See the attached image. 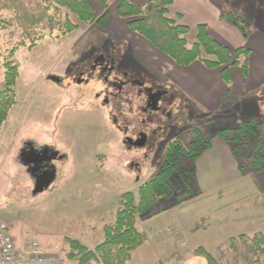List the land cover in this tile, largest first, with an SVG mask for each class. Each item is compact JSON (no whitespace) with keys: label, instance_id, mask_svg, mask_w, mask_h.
Returning <instances> with one entry per match:
<instances>
[{"label":"rangeland","instance_id":"374dc122","mask_svg":"<svg viewBox=\"0 0 264 264\" xmlns=\"http://www.w3.org/2000/svg\"><path fill=\"white\" fill-rule=\"evenodd\" d=\"M235 6L246 17L252 34L264 32V23H254L264 21V0H237ZM73 21L78 29L70 35L59 41L46 39L32 51L22 48L17 53L18 103L0 135V219L11 225L18 242L37 240L45 251L70 264L75 263L67 259V238H78L83 228L99 244L105 226L116 219L121 197L126 193L137 196L141 186L160 172L169 142L181 141L189 147L196 128L204 126L205 135L212 129V125L207 130L208 125L200 123L207 117L202 107L144 69L128 43L114 42L99 27L84 25L74 16ZM263 44L256 41L261 63ZM107 75L111 82L117 78L121 88H136L128 89V99H119L120 107L113 97L115 89L106 83L110 81ZM142 86L146 94L158 95L154 100L157 110L146 112L147 106L141 112V101L147 105L138 95ZM261 87L245 100H234L237 119L229 124L238 126L243 118L264 123ZM3 88L4 70L0 68V90ZM139 136L147 138L143 147L138 145ZM28 150L48 153L53 157L48 160L51 164L53 160L64 163L58 174L52 166L47 169L53 185L40 194L31 178H39L33 174L32 163L19 164L20 152ZM246 172L239 173L241 182L221 193L176 208L178 219L197 218L196 225L210 227L207 233L201 231L188 240L181 225L167 227L164 237L157 234L162 244L147 242L128 264H207L204 257L194 254L199 245L219 256L230 238L264 233V206L257 205L264 190V170ZM67 180L76 185L69 182L58 187ZM58 188L61 190L56 192ZM64 188L67 194L62 192ZM192 190L197 199L198 186ZM247 209L253 211L246 220L242 215ZM144 222L140 221V229L148 232L152 224ZM92 228L102 237L97 240Z\"/></svg>","mask_w":264,"mask_h":264},{"label":"trees","instance_id":"16d2710c","mask_svg":"<svg viewBox=\"0 0 264 264\" xmlns=\"http://www.w3.org/2000/svg\"><path fill=\"white\" fill-rule=\"evenodd\" d=\"M93 1L0 0V68L4 70V88L0 90V135L18 103L20 67L15 58L19 50L32 51L46 39L59 41L75 32L78 25L73 16L84 25L106 30L112 22L110 7L114 0H98L104 7L100 16ZM176 1L151 0L141 6L130 0H120L117 14L126 21L131 32L146 39L176 65L189 67L201 62L209 69H218L227 86L226 95H229L234 83L233 69L239 68L246 78L249 75L251 50L241 47L232 51L212 38L206 25L198 27L197 41L191 45L188 41L191 29L170 15V7ZM228 20L245 38L249 37L251 31L245 19L229 15ZM194 133L195 139L189 147L181 141L169 142L160 172L141 186L137 196L126 193L121 197L115 221L105 226L103 240L95 248L67 238V259L75 264L131 262L148 241L146 232L139 227L140 221L159 217L196 197L192 190L196 185V163L212 149L213 143L205 138L200 128ZM219 137L230 145L241 173L256 174L264 170V123L255 118L244 120L232 129L221 130ZM262 191L257 205L264 206ZM196 193L199 195L198 190ZM208 228L205 224H195L194 231ZM194 254L204 257L207 264H264V233L230 238L220 249L219 256L204 247L197 248Z\"/></svg>","mask_w":264,"mask_h":264},{"label":"crops","instance_id":"0c3cea01","mask_svg":"<svg viewBox=\"0 0 264 264\" xmlns=\"http://www.w3.org/2000/svg\"><path fill=\"white\" fill-rule=\"evenodd\" d=\"M130 1L133 4L144 6L151 0ZM236 1L237 0H177L170 7L171 17L191 29V33L188 37V41L191 45L197 41L198 27L206 25L209 35L218 42L229 47L232 51L241 47L251 50L249 75L246 78L239 68H234L232 71L234 83L229 95H226L227 86L221 79L218 69H209L201 62H196L189 67H180L155 49L146 39L131 32L126 21L118 17L117 8L120 0H114L111 4L110 10L112 22L106 30H103L107 35H110L112 41L128 43L127 47H129V49H134L133 54L134 56L137 55L140 60V65L144 67V69L154 74L165 85L177 89L179 93L182 94L183 98L187 99L191 104H196L202 107V112L207 117L200 120V123L205 122L206 125H208L207 130L212 125L209 134L204 135L208 141L213 143V147L211 150L205 152L196 163V185L198 186L199 195L197 196V199L194 198L181 207L194 204L197 200H203L211 195L215 196V194L218 192L221 193V190H225L234 182H241L243 180L240 177L241 175H239L240 171L238 162L232 154L230 145L222 140L219 137V134L223 129H232L236 127L235 123L229 124L232 120L237 119L235 113L238 112V105H233L234 100H245L250 93L261 89V85L264 87V58L262 63L259 62V56H262L259 53L260 49L256 45V41L259 40L264 43V32H258L255 34L251 33L248 38H245L237 26L228 20L229 15L240 16L246 19L243 14L235 9ZM93 5L97 15L100 16L104 13L102 2L94 0ZM178 16L181 18L179 19ZM254 23H257V25H263L264 21H254ZM262 55L264 56V44L262 47ZM238 79L239 82L237 83L236 80ZM227 104H229L228 108H226ZM243 119L247 120L246 118ZM203 128L204 126L201 127V130L204 133ZM145 144L146 139L141 147ZM37 153L40 155V151H37ZM35 154L36 153L30 152V150H28L27 153L21 151L19 164H25V162L32 163L29 162V159ZM51 159H53V157ZM62 164L64 166V163L53 160L52 167L55 168L57 174L61 170ZM32 165L35 164L32 163ZM31 178L34 184L35 179L33 176ZM50 179L47 188L38 194L50 189L53 185L52 182L54 181V178L52 177ZM69 182H73L71 184L76 185V181L67 180L64 184L58 185V187H65ZM60 190L61 189L58 188L56 192H59ZM62 192L67 194L68 191L64 188ZM70 192H72V190ZM176 210L177 209L174 208L159 217L144 222L145 224H152L150 230L146 232L148 236L147 242H157V244L160 242V244H162L161 238L158 237L157 234L164 237L165 228L171 227L175 224H179L185 229L188 235V240L191 239V235H196L201 231L207 233L210 230V227L208 226V229L194 231L197 218H191L187 221L180 218L178 219V217L174 215ZM234 211L235 214L238 213L236 209ZM245 211L247 213H243L242 218L245 217L247 220V216L251 215L253 210L251 212L249 209ZM226 217L229 216L226 215ZM161 220H164V222H161ZM93 230L96 231L94 228L90 231L97 234V240L102 237L99 231L94 232ZM77 237L78 238H73L77 240L79 239L91 249L95 248L97 245H95L93 241L95 238H90L89 235H86L83 228ZM196 244L199 245L198 243ZM199 246L203 247L201 245Z\"/></svg>","mask_w":264,"mask_h":264},{"label":"built area","instance_id":"2783aa9c","mask_svg":"<svg viewBox=\"0 0 264 264\" xmlns=\"http://www.w3.org/2000/svg\"><path fill=\"white\" fill-rule=\"evenodd\" d=\"M176 232H179L176 230ZM0 264H70L59 256L48 253L37 240L19 243L11 225L0 219Z\"/></svg>","mask_w":264,"mask_h":264},{"label":"flooded vegetation","instance_id":"af4514ba","mask_svg":"<svg viewBox=\"0 0 264 264\" xmlns=\"http://www.w3.org/2000/svg\"><path fill=\"white\" fill-rule=\"evenodd\" d=\"M103 75H106V74H103ZM111 75V74H110ZM110 75H107V79L110 80ZM114 77V76H113ZM116 80L112 81L111 80L109 82H106L108 84V86H112L114 89H115V93H113V97L117 100L118 102V105L119 107L122 106L123 104L120 103L119 99H128L130 93L128 91V89H136L135 87H129L128 85L127 86H124V87H119V83H117L116 81L118 80L117 78H115ZM138 95L142 98H145V102L147 105L144 104V100L141 101L142 103H140V109H141V112H144L145 113V109L147 108L148 106V109L146 112H149L151 111V109L153 110H157V106L154 105V100L155 98L158 96L157 94L155 93H150L148 91H151L150 89L147 90V94L145 93L146 89L143 88H138ZM152 92V91H151ZM110 94V93H109ZM108 94V96H109ZM157 95V96H156ZM126 96L128 98H126ZM132 106H131V112H132ZM120 111V109H119ZM121 114V113H120ZM145 139L147 141V138L145 137H142V136H139L138 140L139 141V146L143 145L145 143ZM52 157L47 153V154H44V155H40V161L37 165H32L33 167V174H35V176H38L39 178H36L35 179V182H34V189L36 190L37 187H40L42 184L44 185L47 181H48V178L50 177V175L47 172V169L52 166V164L50 162H48L49 159H51ZM44 160H46V162L44 163Z\"/></svg>","mask_w":264,"mask_h":264},{"label":"water","instance_id":"95a60500","mask_svg":"<svg viewBox=\"0 0 264 264\" xmlns=\"http://www.w3.org/2000/svg\"><path fill=\"white\" fill-rule=\"evenodd\" d=\"M39 154L38 153H36L35 155H33L32 156V158H30L29 159V162H32L33 164H37V162L39 161ZM50 175V174H49ZM50 178H52L51 177V175H50V177L48 178V181L43 185H41L40 187H37L36 188V193L38 194L39 192H41V191H43L45 188H47V186L49 185L48 184V182L51 180Z\"/></svg>","mask_w":264,"mask_h":264}]
</instances>
